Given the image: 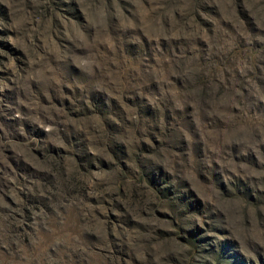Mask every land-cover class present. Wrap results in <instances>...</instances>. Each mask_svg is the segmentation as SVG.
<instances>
[{"label": "rangeland", "instance_id": "obj_1", "mask_svg": "<svg viewBox=\"0 0 264 264\" xmlns=\"http://www.w3.org/2000/svg\"><path fill=\"white\" fill-rule=\"evenodd\" d=\"M0 264H264V0H0Z\"/></svg>", "mask_w": 264, "mask_h": 264}]
</instances>
